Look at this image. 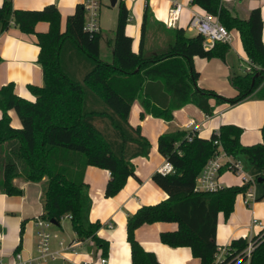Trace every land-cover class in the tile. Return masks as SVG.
<instances>
[{
	"label": "trees",
	"instance_id": "obj_1",
	"mask_svg": "<svg viewBox=\"0 0 264 264\" xmlns=\"http://www.w3.org/2000/svg\"><path fill=\"white\" fill-rule=\"evenodd\" d=\"M191 4L217 17L230 31L239 30L243 48L254 67L248 72L231 74L230 82L236 89L232 97L199 86L200 72L193 62L195 56L225 60L229 44L217 42L208 48L201 33L168 27L155 19L148 0L138 50L133 48V37L126 31L130 9L125 0H118L111 62L101 58V29L90 32L84 28L87 10L84 3L76 5L62 31L61 14L55 4L42 9H17L12 0H4L0 5V32L14 24L22 32L36 35L43 84L28 85L35 100L20 96L14 82L0 86V193L22 194L21 187L14 182L16 178L41 182L43 211L39 217L54 220L58 226L68 217L78 240L90 239L106 253L109 242L98 235L101 222L90 219L92 199L84 175L89 165L109 170L107 197L119 193L130 176L137 177L133 159L148 156L152 142L142 133L140 125L129 121L135 100L143 109L141 117L151 114L171 121L175 111L188 104L212 115L215 107L211 99L234 105L254 92L264 99L260 7L252 8L247 17H240L223 0H191ZM40 21L49 23L47 31L36 30ZM151 31L153 43L159 33L168 36L163 48L146 49ZM69 44L72 59L84 65L80 75L72 72L64 59ZM11 109L19 116L20 127L12 125ZM188 133L189 129H176L158 138V151L173 170L157 171L152 179L168 197L144 204L128 216L132 264H162L136 238L139 227L155 222L179 225L177 229L160 232L161 242L171 247H189L201 264H264V229L250 240L233 239L226 245L227 252L218 258L219 213L229 219L237 195L245 192L250 183L223 186L215 192L195 190L198 174L220 145L235 157L247 155L259 169V176H264V123L262 141L247 145L241 142L243 127L234 123L220 125L209 137L196 132L190 139ZM24 225L25 221L22 230ZM250 242L254 249L247 256L245 250Z\"/></svg>",
	"mask_w": 264,
	"mask_h": 264
},
{
	"label": "crops",
	"instance_id": "obj_2",
	"mask_svg": "<svg viewBox=\"0 0 264 264\" xmlns=\"http://www.w3.org/2000/svg\"><path fill=\"white\" fill-rule=\"evenodd\" d=\"M4 0H0V5ZM85 0H12L13 6L17 9H42L48 4H55L61 14V30L66 29L67 17L74 13L76 5L84 3ZM185 4L181 17L174 27H183L188 33H196L188 30V24L194 10L205 11L199 5L191 4V0H180ZM228 4L233 13L240 17H247L250 10L260 7L263 19V41H264V0H223ZM130 9V20L126 31L133 37V48L138 50L141 39V24L144 17L145 0L133 1L125 0ZM149 8L157 21L165 24L164 18L172 5L171 0H148ZM114 10L103 11L102 7L99 14V25L103 34L100 44L101 56L103 44L107 46V53L111 54L113 59V38L114 28L118 18V1L112 7ZM111 12V19L105 20V13ZM36 25L37 31H47L49 23L40 21ZM169 27V26H168ZM110 30L112 33H105L104 30ZM150 41L146 45L148 51H155L163 48L168 39L163 33H159L156 42L153 41L152 31L150 32ZM231 41L228 43L230 48L226 54L225 60L219 58L205 59L195 56L193 59L195 68L200 72L198 85L205 88H211L222 96H233L236 89L230 82L232 73H244V68L248 65L247 56L239 30H231ZM34 33H24L16 25L12 24L7 30L0 32V86L9 82H14L15 91L22 97L35 100V95L30 91L28 85H42L43 73L42 67L38 62L39 46ZM71 44L66 47L64 59L68 68L77 75L82 74L84 65L77 60H73ZM230 84V86H229ZM215 107L212 115L199 109L193 104L185 105L174 113V118L167 121L163 118L154 117L151 114L140 116L143 110L138 100H135L129 121L132 125H140L142 133L148 137L151 143V151L148 156H138L133 159L135 164V176L127 179L125 186L115 196H105L106 184L110 178V172L107 169L98 166L89 165L86 168L84 179L89 184L92 206L90 211L91 221L101 222L98 235L109 242L106 253L98 248L90 239L85 241L78 240L74 230L67 228L64 224V217L58 225H52L51 248L58 251L56 258L47 260L34 259L37 255L36 244L38 235L37 219L43 211L41 194L42 183L25 181L21 178L14 180L15 184L22 189V194L8 195L0 193V264H19L16 260V254L21 253L24 259H33L30 264H81L84 261H94L99 257H106L107 264H132L131 248L127 239V219L140 206L144 204H153L168 197V194L160 188L152 179L155 172L169 163L167 159L158 151V138L165 132L176 129H186V122L194 118L202 124L198 132L200 136L209 137L214 130L225 123H231L228 116L230 111H234L233 116L237 118V109L243 107L246 112V119H233L234 124L243 127L241 142L243 144H253L262 141L261 127L264 123V99L256 96V93L250 95L237 104L228 102L217 103L215 99L210 100ZM12 118V125L21 126L20 118L14 109L9 111ZM1 116V111H0ZM243 124V125H240ZM239 161V156L236 157ZM1 153H0V175H1ZM241 162V161H240ZM243 166V165H242ZM244 170V168H243ZM224 171L221 175V181L224 186L225 181L229 185L242 184L239 180H232ZM245 172V171H244ZM238 175V174H237ZM257 200L252 208L245 205L242 200V194H238L235 201L234 211L229 219H225L222 212L219 213L216 240L219 245L226 246L239 237H246L249 240L256 235L260 228L251 226L253 217L264 221V183L262 188L256 190ZM254 209V212H252ZM69 219V218H68ZM70 220V219H69ZM25 221L22 230V222ZM71 224V222H70ZM176 223L155 222L145 224L136 230V238L142 246L153 251L162 264H201L200 258L195 257L191 249L187 246L171 247L161 242L160 232L177 229ZM63 241V244H60ZM68 246H71L68 248Z\"/></svg>",
	"mask_w": 264,
	"mask_h": 264
},
{
	"label": "built area",
	"instance_id": "obj_3",
	"mask_svg": "<svg viewBox=\"0 0 264 264\" xmlns=\"http://www.w3.org/2000/svg\"><path fill=\"white\" fill-rule=\"evenodd\" d=\"M172 5L164 18V22L167 26L172 27L179 21L182 11L185 8V4L180 0H171ZM84 5L86 10V21L84 28L90 32H95L100 30L99 25V10L101 7V0H85ZM188 30L201 33L206 39L207 47H213L217 42L229 43L231 41L232 35L231 31L219 21V19L206 11L194 10L188 24ZM254 67L253 63L249 59L248 65L244 68V72L251 71ZM202 124L199 123L194 118H191L186 122L185 127L189 129L188 137L191 139L194 133L201 130ZM223 169L226 171H232L236 175L242 176L243 182L250 183L245 192H242L243 203L252 208L253 203L257 200L255 193V182L253 178L246 176L242 163L233 155L227 153L224 148L220 145L218 151H216L212 157L208 159L201 172L196 178L195 190L215 192L220 190L224 185L221 181V175ZM173 170L170 163L165 164L160 172L167 173ZM254 212V209H252ZM37 226L39 228L37 235L36 252L37 255L34 259L47 260L51 258H56L58 256V251H53L51 248V238L52 233L50 227L53 225L52 221L40 218L37 219ZM251 226H258L260 230L264 229V221L253 217ZM63 244V241H60ZM71 246H68V248ZM254 245L252 242L247 246L245 252L247 256H250ZM227 252L226 246L218 247V258H221L224 253ZM16 260L19 264H30L33 259H24L21 253L16 254ZM108 260L106 257L102 256L94 261H84L81 264H107Z\"/></svg>",
	"mask_w": 264,
	"mask_h": 264
},
{
	"label": "rangeland",
	"instance_id": "obj_4",
	"mask_svg": "<svg viewBox=\"0 0 264 264\" xmlns=\"http://www.w3.org/2000/svg\"><path fill=\"white\" fill-rule=\"evenodd\" d=\"M133 1H136V0H133ZM138 1H142V0H138ZM101 7H102L103 11H105V12H107L108 10H114L113 12H116V10H117L116 8L112 9V7H114V6H111L110 0H101ZM101 7H100V9H101ZM99 14H100V12H99ZM109 14L110 15H108V20H107L106 19L107 15L105 13V20L108 21V22L111 21V20L109 21V18L111 19V12ZM115 28H116V25H115ZM115 28H114V30H115ZM114 30H113V32H114ZM104 32L105 33H112L110 30H107V29L104 30ZM102 51L103 52H102L101 58L104 61L111 62L112 61L111 54L107 53V46L105 44H103ZM229 86H230V84H229ZM229 97H232V96H229ZM236 112H237L236 113L237 114V118L235 116H233V114L235 113L233 110L230 111V113H228V116H229V119H230L228 121H230L231 123H235L233 119H241L243 121H244V119H246V112H245V109L243 107H239V109H237ZM240 125H243V124H240ZM239 159H240V161H241V163L243 165V168H244L246 176L249 177V178H253V180L255 182L256 190L259 189V188H262L263 183L257 182V178H258V176L260 174L259 169L249 161L247 155L241 154V155H239ZM226 175H228L229 178L234 180V181L235 180H239V181L243 182V179H244L242 176L236 175V173H234L232 171H228V170L226 172ZM228 181H225V184L227 186H229V184H228L229 182ZM261 199H263V198H261ZM64 221H65L64 224L66 225V230H67V228L71 229V224H70L71 221L68 218L64 219Z\"/></svg>",
	"mask_w": 264,
	"mask_h": 264
},
{
	"label": "water",
	"instance_id": "obj_5",
	"mask_svg": "<svg viewBox=\"0 0 264 264\" xmlns=\"http://www.w3.org/2000/svg\"><path fill=\"white\" fill-rule=\"evenodd\" d=\"M117 1L118 0H110L111 6H115L117 4ZM257 182H260V183L264 182V176H259L257 178ZM51 221L53 224L57 225V223L54 220H51Z\"/></svg>",
	"mask_w": 264,
	"mask_h": 264
}]
</instances>
